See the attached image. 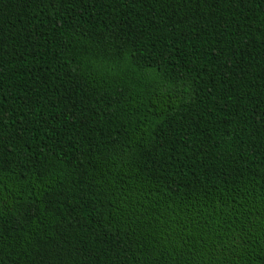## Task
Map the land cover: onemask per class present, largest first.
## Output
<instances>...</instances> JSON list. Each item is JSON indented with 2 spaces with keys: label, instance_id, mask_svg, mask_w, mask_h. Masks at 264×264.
Instances as JSON below:
<instances>
[{
  "label": "trees",
  "instance_id": "trees-1",
  "mask_svg": "<svg viewBox=\"0 0 264 264\" xmlns=\"http://www.w3.org/2000/svg\"><path fill=\"white\" fill-rule=\"evenodd\" d=\"M0 264H264V0H0Z\"/></svg>",
  "mask_w": 264,
  "mask_h": 264
}]
</instances>
